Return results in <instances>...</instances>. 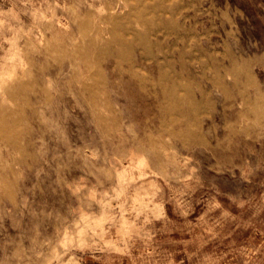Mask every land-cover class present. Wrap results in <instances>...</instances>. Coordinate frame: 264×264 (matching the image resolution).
I'll return each instance as SVG.
<instances>
[{"label":"rangeland","instance_id":"obj_1","mask_svg":"<svg viewBox=\"0 0 264 264\" xmlns=\"http://www.w3.org/2000/svg\"><path fill=\"white\" fill-rule=\"evenodd\" d=\"M0 264H264V0H0Z\"/></svg>","mask_w":264,"mask_h":264}]
</instances>
